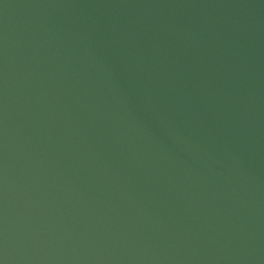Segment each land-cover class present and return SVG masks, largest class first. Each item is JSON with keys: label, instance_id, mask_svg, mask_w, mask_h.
Segmentation results:
<instances>
[{"label": "water", "instance_id": "95a60500", "mask_svg": "<svg viewBox=\"0 0 264 264\" xmlns=\"http://www.w3.org/2000/svg\"><path fill=\"white\" fill-rule=\"evenodd\" d=\"M0 264H264V0H0Z\"/></svg>", "mask_w": 264, "mask_h": 264}]
</instances>
